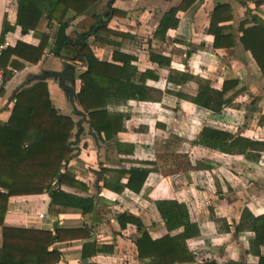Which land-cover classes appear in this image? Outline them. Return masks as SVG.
<instances>
[{"label":"crops","instance_id":"crops-1","mask_svg":"<svg viewBox=\"0 0 264 264\" xmlns=\"http://www.w3.org/2000/svg\"><path fill=\"white\" fill-rule=\"evenodd\" d=\"M108 1H99L96 11L100 12L105 5L107 12ZM256 1H197L187 10L179 11V24L177 28L168 30L165 40H157L152 38V34L158 22L167 10L178 6L182 0H115L112 7L125 11L126 15L112 16L107 20L109 29L116 33L100 34L112 44L97 41L94 36L88 38V44L105 62L122 65V62L113 60L115 50L132 56V66L141 72L148 71L144 80L141 78L147 98L127 102L113 100L104 107L111 114L124 116V130L108 142L93 137L89 133V123L83 124L81 140L75 143L79 150L72 151L67 166L79 180L89 185L90 191L87 193L71 187L65 189L83 196L95 194L97 210L85 218L79 209L51 208L48 193L13 195L9 198L4 225L53 230L55 225L63 228L89 226L97 219L100 222L91 231V238L53 245L63 253L58 264H77L78 261L82 264V247L89 241L115 246L114 251L93 254L90 261L96 264H109L105 261L128 258V255L139 262L134 243L139 232L132 224L121 229L116 215L122 212L136 215L146 227H150L152 222L161 221L156 201L175 199L187 205L195 223L194 236L188 240L194 258L181 264H198L204 260H215L219 264L257 263L259 256L249 252L255 232L249 228L237 232L236 228L245 209L254 216L264 214V150L248 149L246 153L231 154L196 143L205 126L264 142V125L260 123L264 116V76L251 52L240 43V23L251 18L249 8L264 20V3L257 11ZM223 2L231 5L233 18L221 25L228 27L225 33L234 35L235 45L215 48L214 36L208 29L214 7ZM105 11L100 13L106 16ZM17 13L18 0H0V41L4 35L3 41L9 42V46H14L19 40L38 45L40 37L37 32L53 35L57 29L55 23L49 27L47 19L42 18L37 32L24 33L17 25ZM97 22L92 14L76 16L67 34L75 39L78 33L88 32ZM151 53L169 58L170 65L151 60ZM18 62L23 64L21 68ZM65 63L76 67L77 102L83 110L78 95L81 89L79 75L86 70L85 63L59 59L47 50L38 64L28 65L12 58L7 66L18 69L14 78L23 83L48 69L62 70L67 65ZM175 71H188L197 79L208 80L211 87L217 90L222 89L226 80L238 79L240 82L225 95L228 98L237 92L233 101L216 112L193 101L200 87L197 79L185 84L170 81L169 75ZM133 80L137 82L138 77L133 76ZM46 81L58 112L70 115L76 123L81 117L74 114L69 98L58 81L53 78ZM98 91L102 94L107 92L102 87H98ZM7 99L4 96L0 104L2 122L10 117L16 96L14 103H8ZM85 113L89 119L88 113ZM77 130L75 125L72 133ZM70 141H76L75 136H71ZM169 150L173 152V157L183 155L182 158L191 166L186 169L177 166L175 171H163V165L167 164L165 157L172 154L167 155ZM132 166L151 169L139 193L128 188L115 192L103 187L104 179L116 182V169ZM102 167L113 172L103 173ZM127 180L128 176L122 177L119 183L126 184ZM40 212H44L45 217L40 218ZM163 231L158 229L151 233L156 238ZM2 246L3 227L0 225V248ZM260 250L264 255V246Z\"/></svg>","mask_w":264,"mask_h":264},{"label":"trees","instance_id":"trees-1","mask_svg":"<svg viewBox=\"0 0 264 264\" xmlns=\"http://www.w3.org/2000/svg\"><path fill=\"white\" fill-rule=\"evenodd\" d=\"M99 1L101 0H18L17 25L21 27L22 32H37L42 18L47 19L49 27L55 23L57 29L53 35L50 32H37L40 37L38 45L19 40L14 46H8L2 62L7 67L12 58H17L28 65H35L49 50L51 55L59 59L85 63L86 70L79 75V103L88 113L95 135L101 142H108L124 130V116L111 114L104 107L113 100H145L147 97L141 78L144 80L148 71L141 72L132 66L130 61L133 57L119 50L113 52V60L122 62V65L102 61L95 54L88 44V38L94 36L97 41L112 44L100 34L116 33L109 29L107 20L112 16L126 15L125 11L111 6L107 8V14L104 16L96 11ZM197 1L202 0H182L178 6L167 10L158 22L152 38L165 40L168 30L177 28L179 24V11L187 10ZM262 3L264 0L256 1L257 11ZM248 10L251 18L240 23V43L245 50L251 52L264 76V20L252 9ZM85 14H92L98 22L88 32L78 33L74 39L67 34V29L74 17ZM232 18V7L229 3H219L214 7L208 31L214 36L215 48L235 45L234 35L225 33L228 27L221 25ZM3 38L4 35L2 41ZM150 58L159 64L170 65V59L167 57L151 53ZM133 76L138 77L137 82L133 80ZM196 79L188 71H175L169 75V80L178 84ZM197 80L200 87L193 101L216 112H219L224 104L233 101L237 92L228 98L225 95L240 82L238 79L226 80L222 89L217 90L211 87L210 81ZM98 87L106 89V94L99 92ZM260 123L264 125V116L261 117ZM75 125V120L70 115L58 112L51 99L47 81H37L22 88L16 95L10 117L5 122L0 121V225L3 227L0 264H58L63 253L53 247L55 243L91 238V231L98 226L100 221L97 219L95 224L89 226L63 228L55 225L53 230L4 225L9 198L13 195L48 193L51 197V208L57 206L79 209L85 218L96 212L98 205L95 194L83 196L65 189L71 187L87 193L90 191L89 185L79 180L75 173L64 165L65 159L72 154L68 144ZM196 143L231 154L246 153L248 149L264 150V142L252 141L210 126L202 129ZM116 144L118 146V141ZM101 171L113 172L106 167H102ZM150 171L147 167L135 166L116 169L118 184L104 179L103 187L115 192L128 188L139 193ZM125 176H128L126 184H120L121 178ZM156 206L161 221L152 222L150 227H146L136 215L126 212L116 215L121 229L132 224L139 232L134 239L139 263L181 264L192 261L194 253L189 248L188 240L194 236L195 223L189 208L175 199L158 200ZM246 228L255 232L249 249V252L259 256V261L255 264H264V255L260 250L261 246H264V214L254 216L245 209L236 230L239 232ZM158 229L164 231L161 236L155 238L151 232ZM114 247L112 244L98 245L95 241L85 242L82 247V261H89L82 264H96L90 261L93 254L114 251ZM198 264L219 263L215 260H204Z\"/></svg>","mask_w":264,"mask_h":264},{"label":"water","instance_id":"water-1","mask_svg":"<svg viewBox=\"0 0 264 264\" xmlns=\"http://www.w3.org/2000/svg\"><path fill=\"white\" fill-rule=\"evenodd\" d=\"M114 2L115 0H109V2L107 3L108 7H111ZM65 64L67 65H65L62 70L48 69L44 71L42 74L35 75L34 77L24 81L22 85L19 87V89H21V87L31 85L34 82L46 81L47 79L50 78H53L58 81L59 86L65 91L66 95L69 98V102L73 108L74 114L81 117L76 122V125L78 127L77 132L74 134L72 133L71 135V136H75L76 141H70L68 144L70 149L74 151V150H79V147H77L75 143H78L81 140V134H83L84 131V126H83L84 123H89V133L95 138L97 136L93 132L92 122L88 119L87 114L85 113V111L81 110L78 106L77 93H76V76H75L76 67L71 65L70 63H65ZM69 79L71 80L70 82H68ZM70 157H72V154L65 159L64 165H67ZM86 262L87 259L83 261V263Z\"/></svg>","mask_w":264,"mask_h":264},{"label":"rangeland","instance_id":"rangeland-1","mask_svg":"<svg viewBox=\"0 0 264 264\" xmlns=\"http://www.w3.org/2000/svg\"><path fill=\"white\" fill-rule=\"evenodd\" d=\"M105 1H107V0H103V2H105ZM109 2V1H108ZM105 5H103V7L101 8V10H100V12H104L105 10H106V8L104 7ZM108 8V7H107ZM105 13H107L106 11H105ZM159 13V12H158ZM88 30V29H87ZM90 30V29H89ZM88 30V31H89ZM102 34H106L105 32H103ZM18 64H19V66H20V68L23 66V64L22 63H19L18 62ZM19 72V71H18ZM17 75V74H16ZM16 75H14L12 78H11V80H10V82L8 83V85H7V87H6V89H5V97H7L8 99H7V102L9 103L10 101H13V103H14V100H15V96L17 95V93L22 89V88H24V87H26V86H24V87H21V89H19V87L22 85V83H20L16 78H14ZM27 86H29V85H27ZM12 103V104H13ZM12 104H11V106H12ZM7 107V105L5 106V107H3L4 109ZM10 109V108H9ZM166 153H167V155H170L171 153V156H166L165 157V162H167V164L166 165H163V171H165V172H171V171H175L176 170V168H184V169H186V168H189L190 166H191V164L190 163H187L186 162V159L185 158H182V156H177V158L176 157H173V152H171V150H169V151H166ZM172 164V165H171ZM176 164V166H173V165H175ZM169 165H171V166H169ZM178 166V167H177ZM129 254V253H128ZM65 259V258H64ZM66 261V260H65ZM106 263H109V264H140L139 262H137V261H134L133 260V258H130L129 257V255H128V258H124V259H115V261H113V260H106L105 261ZM61 264H64V263H61ZM77 264H80V261H78V263Z\"/></svg>","mask_w":264,"mask_h":264},{"label":"built area","instance_id":"built-area-1","mask_svg":"<svg viewBox=\"0 0 264 264\" xmlns=\"http://www.w3.org/2000/svg\"><path fill=\"white\" fill-rule=\"evenodd\" d=\"M9 46V42L0 41V104L3 100L5 89L10 82L11 78L18 73L17 68L6 67L3 65V56L5 49ZM39 217H45L44 212L39 213Z\"/></svg>","mask_w":264,"mask_h":264}]
</instances>
